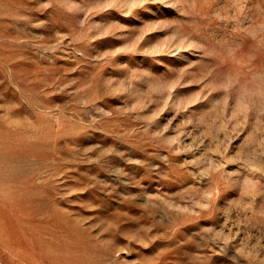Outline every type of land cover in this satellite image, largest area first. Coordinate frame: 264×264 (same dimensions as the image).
<instances>
[{
	"label": "rangeland",
	"instance_id": "rangeland-1",
	"mask_svg": "<svg viewBox=\"0 0 264 264\" xmlns=\"http://www.w3.org/2000/svg\"><path fill=\"white\" fill-rule=\"evenodd\" d=\"M0 264H264V0H0Z\"/></svg>",
	"mask_w": 264,
	"mask_h": 264
}]
</instances>
